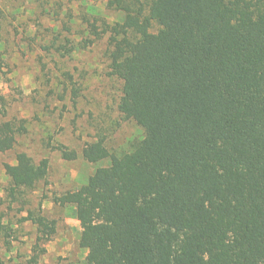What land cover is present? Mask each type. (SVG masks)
<instances>
[{
    "label": "trees",
    "instance_id": "1",
    "mask_svg": "<svg viewBox=\"0 0 264 264\" xmlns=\"http://www.w3.org/2000/svg\"><path fill=\"white\" fill-rule=\"evenodd\" d=\"M107 6L123 13L105 28L109 74L123 81L119 110L145 135L123 153L104 137L87 142L85 160L110 163L54 196L75 207L87 264H264V0ZM70 93L76 104L74 84ZM24 131L0 121V153ZM49 167L48 158L18 152L6 164L11 200L46 180ZM18 221L37 226L27 264H39L58 221L41 203ZM15 232L0 212L7 248Z\"/></svg>",
    "mask_w": 264,
    "mask_h": 264
},
{
    "label": "rangeland",
    "instance_id": "2",
    "mask_svg": "<svg viewBox=\"0 0 264 264\" xmlns=\"http://www.w3.org/2000/svg\"><path fill=\"white\" fill-rule=\"evenodd\" d=\"M107 2L0 1V121L25 126L14 148L0 153V212L16 230L11 248L0 237V264H27L37 226L18 220L40 203L58 228L39 264H87L88 250L81 242L85 230L75 207L57 204L54 196L79 188L98 167L110 163L109 158L85 160L87 142L104 137L112 152L123 153L145 135L119 110L123 81L109 74L110 32L105 28L121 21L123 13ZM73 84L79 93L76 104ZM60 144L76 150L78 157L65 159ZM20 151L37 162L48 158L49 174L12 201L6 164L16 163Z\"/></svg>",
    "mask_w": 264,
    "mask_h": 264
}]
</instances>
